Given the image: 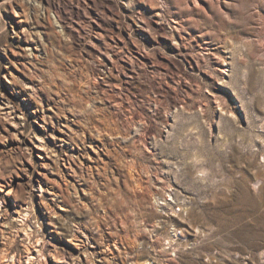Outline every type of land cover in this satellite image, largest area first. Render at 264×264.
<instances>
[{"label":"rangeland","instance_id":"obj_1","mask_svg":"<svg viewBox=\"0 0 264 264\" xmlns=\"http://www.w3.org/2000/svg\"><path fill=\"white\" fill-rule=\"evenodd\" d=\"M0 204V264H264V0H0Z\"/></svg>","mask_w":264,"mask_h":264},{"label":"bare ground","instance_id":"obj_2","mask_svg":"<svg viewBox=\"0 0 264 264\" xmlns=\"http://www.w3.org/2000/svg\"><path fill=\"white\" fill-rule=\"evenodd\" d=\"M3 97V96H2ZM5 104V103H4ZM7 104V103H6ZM11 113V112H10ZM9 113V114H10ZM13 114V113H12ZM40 142H43V141H40ZM38 149H40V150H45V148H46V145L45 144H40L39 146H36ZM1 205V204H0ZM0 211H1V209H0ZM28 213V212H27ZM0 215H1V212H0ZM21 216H22V214H21ZM26 216H28V214H26ZM28 219V218H27ZM7 227V226H6ZM9 227V226H8ZM29 238V237H28ZM9 241V238H7L6 239V243ZM10 243V242H9ZM11 245V244H10ZM34 251L36 252V253H38L39 252V250H37V249H35L34 248ZM33 255H31V254H29L28 255V260H31V261H33L36 257L34 256V257H32ZM62 258V257H61ZM60 257H58V258H56V260L58 261V262H61V263H64L63 262V260L61 259Z\"/></svg>","mask_w":264,"mask_h":264}]
</instances>
